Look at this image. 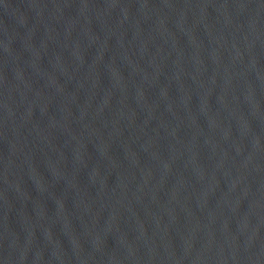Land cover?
<instances>
[{
	"label": "water",
	"instance_id": "1",
	"mask_svg": "<svg viewBox=\"0 0 264 264\" xmlns=\"http://www.w3.org/2000/svg\"><path fill=\"white\" fill-rule=\"evenodd\" d=\"M0 264H264V0H0Z\"/></svg>",
	"mask_w": 264,
	"mask_h": 264
}]
</instances>
